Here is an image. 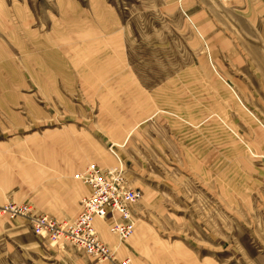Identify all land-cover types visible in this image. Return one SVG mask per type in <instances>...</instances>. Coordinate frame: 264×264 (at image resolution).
Listing matches in <instances>:
<instances>
[{"label":"rangeland","instance_id":"374dc122","mask_svg":"<svg viewBox=\"0 0 264 264\" xmlns=\"http://www.w3.org/2000/svg\"><path fill=\"white\" fill-rule=\"evenodd\" d=\"M93 166L142 193L117 261L264 264V0H0V264H111L34 222Z\"/></svg>","mask_w":264,"mask_h":264},{"label":"built area","instance_id":"2783aa9c","mask_svg":"<svg viewBox=\"0 0 264 264\" xmlns=\"http://www.w3.org/2000/svg\"><path fill=\"white\" fill-rule=\"evenodd\" d=\"M86 183L91 186V198L86 199L80 215L71 225H61L41 217L35 218L34 222L37 228L51 235L54 240L70 243L97 260L110 261L113 260V255L97 239L93 220L96 216L103 219L111 216L114 219V215L118 214L123 217V221L127 222L129 221V215H127L129 206L136 203L142 196L141 193L132 191L123 194L122 190L126 189L123 179L106 178L98 173V170L87 174ZM17 210L22 214L29 212L26 207H17ZM112 231L127 239L133 233V223L130 220L126 224H116ZM118 264H128V262Z\"/></svg>","mask_w":264,"mask_h":264},{"label":"bare ground","instance_id":"6f19581e","mask_svg":"<svg viewBox=\"0 0 264 264\" xmlns=\"http://www.w3.org/2000/svg\"><path fill=\"white\" fill-rule=\"evenodd\" d=\"M94 170H98V173H100V174H102L104 177H106V178H111V177H114V178H120V179H123L124 180V182H125V176L123 175V174H121V173H118V172H115V171H111V170H105V169H100L99 167H97V166H93V167H91V168H89V170L86 172V175H85V184L86 185H88V183H86V177H87V174L91 171H94ZM89 187H90V189H91V186L90 185H88ZM124 188H126V189H123L122 190V192H123V194H126V193H128L127 191H129V192H136V193H141V191H139V190H132V189H130L129 187H127V185H125V187ZM91 193H92V189H91ZM141 196H142V193H141ZM91 198V196L89 197V198H86V199H90ZM86 199L83 201V203H82V206H81V211H82V209H83V207H84V205H85V201H86ZM141 199H142V197H141ZM141 199H139L136 203H138V202H140L141 201ZM136 203H134V204H136ZM133 204V205H134ZM133 205H131V206H133ZM130 210H131V208H129V210H128V212H127V215H129V221L131 220V215H130ZM80 215V214H79ZM78 215V216H79ZM115 217L117 216V217H119V222H117V219H114V226L116 225V224H126V223H129V221H123V217L121 216V215H118V214H115L114 215ZM78 218V217H77ZM76 218V219H77ZM75 219V220H76ZM99 220H104L103 218H99V217H95L94 218V220H93V227H94V229H95V223L97 222V221H99ZM132 221V220H131ZM132 223V222H131ZM96 232V231H95ZM121 240L122 239H124L120 234H117V233H115ZM98 239V238H97ZM100 241V240H99ZM100 243L102 244V245H105L104 243H102L101 241H100ZM106 246V245H105ZM107 247V246H106ZM108 248V247H107ZM109 249V248H108ZM110 250V249H109ZM110 252L112 253V255H113V260H110V261H105V262H108V263H111V264H118L120 261H117V259H116V257H115V254L110 250ZM87 254V253H86ZM88 255V254H87ZM90 256V255H89ZM92 257V256H91Z\"/></svg>","mask_w":264,"mask_h":264},{"label":"crops","instance_id":"0c3cea01","mask_svg":"<svg viewBox=\"0 0 264 264\" xmlns=\"http://www.w3.org/2000/svg\"><path fill=\"white\" fill-rule=\"evenodd\" d=\"M97 21V20H96ZM87 24V23H86ZM90 27H91V29H90ZM90 27L88 26V25H86L85 26V28H87V29H89L90 31H92V26L90 25ZM82 28H84V26L82 27ZM81 28V29H82ZM82 30H84V29H82ZM76 179V178H75ZM75 179H74V177L73 176H69L68 177V182H75ZM67 181V180H66ZM76 187L77 186H75V189H76ZM71 192H72V189H69ZM106 232V224L105 223H103V224H97V235H98V237L103 241V239L100 237L101 235H103V238H104V240L106 241V240H110V239H112L111 237L112 236H110V234H106L105 233ZM100 233V234H99ZM104 242V241H103ZM105 243V242H104ZM114 243H115V239H114ZM106 245H108L107 243H106ZM119 245V244H118ZM118 245H117V247H118ZM109 246V245H108ZM110 247V246H109ZM121 247H119V249H120ZM118 249V250H119Z\"/></svg>","mask_w":264,"mask_h":264}]
</instances>
